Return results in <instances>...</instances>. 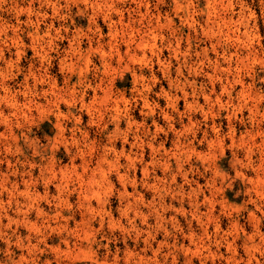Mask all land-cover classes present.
Instances as JSON below:
<instances>
[{
    "label": "rangeland",
    "instance_id": "obj_1",
    "mask_svg": "<svg viewBox=\"0 0 264 264\" xmlns=\"http://www.w3.org/2000/svg\"><path fill=\"white\" fill-rule=\"evenodd\" d=\"M0 264H264V0H0Z\"/></svg>",
    "mask_w": 264,
    "mask_h": 264
},
{
    "label": "bare ground",
    "instance_id": "obj_2",
    "mask_svg": "<svg viewBox=\"0 0 264 264\" xmlns=\"http://www.w3.org/2000/svg\"><path fill=\"white\" fill-rule=\"evenodd\" d=\"M4 93H5V92H4ZM115 105H117V104H115ZM114 107H115V106H114ZM116 107H117V106H116ZM115 109H116V108H115ZM115 109H114V110H115ZM117 109H118V108H117ZM115 112H116V111H115ZM116 113H117V112H116Z\"/></svg>",
    "mask_w": 264,
    "mask_h": 264
}]
</instances>
